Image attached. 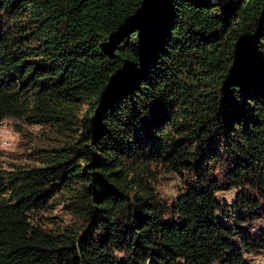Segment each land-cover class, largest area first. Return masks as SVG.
Masks as SVG:
<instances>
[{
	"label": "trees",
	"instance_id": "trees-1",
	"mask_svg": "<svg viewBox=\"0 0 264 264\" xmlns=\"http://www.w3.org/2000/svg\"><path fill=\"white\" fill-rule=\"evenodd\" d=\"M7 118L66 140L41 167L0 166V264H243L231 240L247 246L264 200V0H0ZM159 170L188 176L171 204ZM232 188L230 230L215 194ZM57 189L73 220L45 233L29 215Z\"/></svg>",
	"mask_w": 264,
	"mask_h": 264
},
{
	"label": "rangeland",
	"instance_id": "rangeland-1",
	"mask_svg": "<svg viewBox=\"0 0 264 264\" xmlns=\"http://www.w3.org/2000/svg\"><path fill=\"white\" fill-rule=\"evenodd\" d=\"M65 140L49 126L35 124L27 119H4L0 123V166L7 172L41 167L43 156L65 143ZM218 180L223 179L219 177ZM186 181L188 176L183 173L159 170L155 174L152 186L161 200L171 204L183 192ZM239 191L232 188L215 194L216 202L223 214L221 221L230 230L234 217L232 206L238 198ZM68 197V193L57 189V192L47 199L45 206L31 212L30 224L45 233H56L65 229L73 220L67 210ZM255 198L259 205L257 215L253 219L246 218V224L242 227L247 237V246L242 249L235 237L231 240V245L241 255L243 264H264V200Z\"/></svg>",
	"mask_w": 264,
	"mask_h": 264
}]
</instances>
